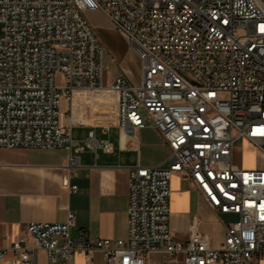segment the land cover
Segmentation results:
<instances>
[{
	"label": "built area",
	"instance_id": "2783aa9c",
	"mask_svg": "<svg viewBox=\"0 0 264 264\" xmlns=\"http://www.w3.org/2000/svg\"><path fill=\"white\" fill-rule=\"evenodd\" d=\"M88 12L105 15L140 62L139 82L126 72L105 82V48ZM0 147L64 148L67 169L85 147L111 152L93 132L72 137L79 93H114L104 127L125 135L146 126L144 113L170 147L167 165L130 172L128 235L72 237L64 223L30 222L35 245L17 238L0 245L2 264H70L76 252L107 264H146L153 253L182 255L185 264H256L264 258V166L234 160L241 139L264 159V0H0ZM62 83L57 82V78ZM69 103L67 127L62 102ZM189 176L210 206L235 214L218 249L197 224L187 242L170 227V179ZM71 191L76 186H69Z\"/></svg>",
	"mask_w": 264,
	"mask_h": 264
},
{
	"label": "crops",
	"instance_id": "0c3cea01",
	"mask_svg": "<svg viewBox=\"0 0 264 264\" xmlns=\"http://www.w3.org/2000/svg\"><path fill=\"white\" fill-rule=\"evenodd\" d=\"M116 32L127 44L121 33ZM105 44V82L108 84L123 71L129 81L139 82L140 78L135 77L131 66L134 60L139 61L135 54L130 51V56H122ZM107 97L105 92H101L99 98L107 100ZM67 105L61 109L60 122L63 127L70 124ZM79 105L74 99L73 109L77 113ZM144 117L146 126L136 129L132 135H125L115 124L106 129L104 123H73L72 137L75 141L83 144L93 132L97 140L110 142L113 149L106 152L102 148L85 147L78 154L79 166L70 170L66 167L69 153L64 148L0 147V245L8 246L19 237L29 245H35L27 232L28 223H64L70 211L75 214L72 237L87 235L95 240L110 239L114 246L117 240L126 239L130 172L137 164L166 166L170 152L169 145L149 116L144 113ZM245 145L253 149L250 144ZM238 151L235 146V162L250 168L238 159ZM253 151L256 153L255 149ZM69 186H76V190L71 191ZM170 187V227L173 237L177 241L187 242L191 226L197 224L200 232L210 236L212 247L220 248L225 241L226 226L230 223L222 220L226 213L213 209L193 180L184 173L173 174ZM231 215L238 218L235 214ZM260 263L264 264V258L256 264ZM37 264L51 263L45 253L40 252ZM70 264L107 263L100 252L92 254L89 260L83 253L76 252ZM146 264L185 262L182 255L153 253Z\"/></svg>",
	"mask_w": 264,
	"mask_h": 264
},
{
	"label": "rangeland",
	"instance_id": "374dc122",
	"mask_svg": "<svg viewBox=\"0 0 264 264\" xmlns=\"http://www.w3.org/2000/svg\"><path fill=\"white\" fill-rule=\"evenodd\" d=\"M87 17L89 21L95 26L96 31L101 38L102 43H107L108 48L114 49L115 51L120 52L122 56H130L131 52L129 50L128 45L125 43L123 39L120 38L118 33L112 28L111 23L108 18L100 12H88ZM2 34V25H0V35ZM106 50V49H105ZM107 52V51H106ZM132 70L137 79L141 77V67L140 62L134 60L132 63ZM57 82L62 83V79L60 77L57 78ZM101 93H79L77 97H75L76 101L79 102V109L76 115L74 123L80 124H103L106 121H111L114 117L115 113V94L108 93L106 94L108 99L101 100ZM100 99L102 101L98 102ZM68 105H67V104ZM66 105L68 106V110L70 108L69 103L66 101L62 102V109H65ZM65 116V114H64ZM234 145L238 147V159L245 165L250 166V168H256L258 166H264V159L254 153L253 149L249 146L245 145V142L241 139L237 140ZM240 151L242 154L240 155ZM224 222H234L237 220V217H234L231 214H226L223 219ZM222 239V235H221ZM261 264V263H260Z\"/></svg>",
	"mask_w": 264,
	"mask_h": 264
},
{
	"label": "bare ground",
	"instance_id": "6f19581e",
	"mask_svg": "<svg viewBox=\"0 0 264 264\" xmlns=\"http://www.w3.org/2000/svg\"><path fill=\"white\" fill-rule=\"evenodd\" d=\"M106 93V92H105ZM107 94V93H106ZM77 111L72 108V119L75 120Z\"/></svg>",
	"mask_w": 264,
	"mask_h": 264
}]
</instances>
